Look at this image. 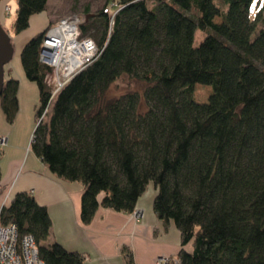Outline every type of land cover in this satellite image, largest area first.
Instances as JSON below:
<instances>
[{"label": "trees", "instance_id": "16d2710c", "mask_svg": "<svg viewBox=\"0 0 264 264\" xmlns=\"http://www.w3.org/2000/svg\"><path fill=\"white\" fill-rule=\"evenodd\" d=\"M47 1L16 0L12 31L26 29ZM109 3L118 10L104 11ZM51 23L19 50L38 88L29 147L56 176L81 182L82 222L98 206L132 212L152 183L154 212L180 232L168 264H264V0H106L94 13L86 6L81 33L99 54L49 100L50 67L39 51ZM199 28L207 32L194 44ZM122 74L145 83L144 108L137 91L106 96ZM196 84L210 87L206 101L194 98ZM17 88L16 78L4 80L7 122ZM0 219L32 234L44 264H84L49 239V213L31 192H14Z\"/></svg>", "mask_w": 264, "mask_h": 264}, {"label": "crops", "instance_id": "0c3cea01", "mask_svg": "<svg viewBox=\"0 0 264 264\" xmlns=\"http://www.w3.org/2000/svg\"><path fill=\"white\" fill-rule=\"evenodd\" d=\"M47 19L48 22V15ZM47 22L38 30L29 32L22 44ZM10 77L18 80V109L21 107L20 95L25 101L28 93L31 95L28 98L36 107V84L27 81L23 69H14L7 63L4 79ZM4 122L6 125L0 126V133L6 136V147L0 150V184L8 187L0 197V203L2 200L8 203L14 192H31L49 213V239L58 241L68 250L81 253L84 264H155L157 257L176 256L180 247V232L171 220L163 221L154 212L156 189L152 183L136 201L134 210L141 211L140 217L136 218L133 211L122 212L98 206L92 218L84 223L80 218L81 182L56 176L32 152L29 144L26 153L18 149V141L15 136L12 137L13 121ZM187 247L190 248L191 244Z\"/></svg>", "mask_w": 264, "mask_h": 264}, {"label": "built area", "instance_id": "2783aa9c", "mask_svg": "<svg viewBox=\"0 0 264 264\" xmlns=\"http://www.w3.org/2000/svg\"><path fill=\"white\" fill-rule=\"evenodd\" d=\"M112 5L116 4L110 3L104 11H108ZM4 10L8 12L10 7L6 4ZM80 23V16H64L51 23L46 30L39 51V60L50 67V71L44 76L50 95L49 100L73 74L99 54L100 49L94 39L81 33ZM5 142L6 136L0 135V145ZM6 204L7 202L2 200L0 210ZM133 214L138 218L141 211L133 210ZM169 261H171L169 256H160L157 257L155 264H168ZM0 264H44L32 234L20 233L16 224L2 223L1 219Z\"/></svg>", "mask_w": 264, "mask_h": 264}, {"label": "rangeland", "instance_id": "374dc122", "mask_svg": "<svg viewBox=\"0 0 264 264\" xmlns=\"http://www.w3.org/2000/svg\"><path fill=\"white\" fill-rule=\"evenodd\" d=\"M106 0H48L46 9L31 15L29 26L23 31L15 34L12 31V22L15 16V5L16 0H0V23L5 31L10 35L12 44H13V55L8 62L14 69L18 68L21 70V64L19 59V50L23 40L27 34L35 29L42 27L45 22H47V15L49 16V21L52 23L64 16H80L83 19L84 8L88 6L89 12L94 13L101 8H103ZM10 7V10L7 12L4 10L5 5ZM110 5V3H109ZM109 10H116L115 5L110 6ZM48 21V22H49ZM205 29H196L194 34V44H198L202 38L206 35ZM30 34V33H29ZM30 83H34L27 79ZM35 85V84H34ZM37 88V86L35 85ZM145 88V83L142 80L134 78L127 74H122L117 79H115L106 91L107 97H116L125 93L126 91H137L141 95L140 108H144V103L142 99V92ZM38 89V88H37ZM211 92V89L207 85L196 84L194 86V98L197 101L204 102L208 99V96ZM29 93L25 96V101H23L22 94L21 98V107L17 110L13 118V133L12 137H16L18 141V149L23 152H27L31 132L34 128V105L31 103ZM35 95V94H34ZM31 96V95H30ZM36 97H38L36 95ZM5 118L0 108V126H5ZM3 135V133H0ZM4 136V135H3ZM6 147V142L3 145H0V150ZM1 185V184H0ZM8 186L6 185L5 189ZM3 192V193H4Z\"/></svg>", "mask_w": 264, "mask_h": 264}, {"label": "water", "instance_id": "95a60500", "mask_svg": "<svg viewBox=\"0 0 264 264\" xmlns=\"http://www.w3.org/2000/svg\"><path fill=\"white\" fill-rule=\"evenodd\" d=\"M13 55V44L10 35L0 23V95L4 83V66L10 61Z\"/></svg>", "mask_w": 264, "mask_h": 264}, {"label": "bare ground", "instance_id": "6f19581e", "mask_svg": "<svg viewBox=\"0 0 264 264\" xmlns=\"http://www.w3.org/2000/svg\"><path fill=\"white\" fill-rule=\"evenodd\" d=\"M45 36V35H44ZM44 38V37H43Z\"/></svg>", "mask_w": 264, "mask_h": 264}]
</instances>
